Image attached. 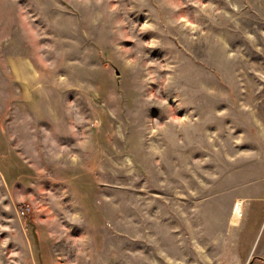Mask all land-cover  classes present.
Returning a JSON list of instances; mask_svg holds the SVG:
<instances>
[{
    "label": "rangeland",
    "instance_id": "obj_1",
    "mask_svg": "<svg viewBox=\"0 0 264 264\" xmlns=\"http://www.w3.org/2000/svg\"><path fill=\"white\" fill-rule=\"evenodd\" d=\"M263 250L264 0H0V264Z\"/></svg>",
    "mask_w": 264,
    "mask_h": 264
},
{
    "label": "built area",
    "instance_id": "obj_2",
    "mask_svg": "<svg viewBox=\"0 0 264 264\" xmlns=\"http://www.w3.org/2000/svg\"><path fill=\"white\" fill-rule=\"evenodd\" d=\"M32 211V209L29 206H23L19 209V215L22 217H26L29 215V213Z\"/></svg>",
    "mask_w": 264,
    "mask_h": 264
},
{
    "label": "crops",
    "instance_id": "obj_3",
    "mask_svg": "<svg viewBox=\"0 0 264 264\" xmlns=\"http://www.w3.org/2000/svg\"><path fill=\"white\" fill-rule=\"evenodd\" d=\"M256 249H257V247H256ZM264 251V250H263Z\"/></svg>",
    "mask_w": 264,
    "mask_h": 264
}]
</instances>
